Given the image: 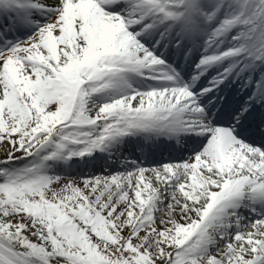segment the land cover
<instances>
[{
    "label": "snow or ice",
    "instance_id": "snow-or-ice-1",
    "mask_svg": "<svg viewBox=\"0 0 264 264\" xmlns=\"http://www.w3.org/2000/svg\"><path fill=\"white\" fill-rule=\"evenodd\" d=\"M0 264H264V0H0Z\"/></svg>",
    "mask_w": 264,
    "mask_h": 264
},
{
    "label": "rangeland",
    "instance_id": "rangeland-1",
    "mask_svg": "<svg viewBox=\"0 0 264 264\" xmlns=\"http://www.w3.org/2000/svg\"><path fill=\"white\" fill-rule=\"evenodd\" d=\"M97 175H99V173H97Z\"/></svg>",
    "mask_w": 264,
    "mask_h": 264
}]
</instances>
